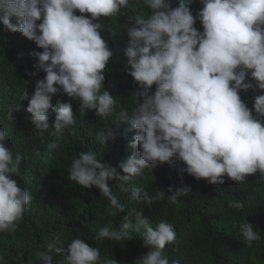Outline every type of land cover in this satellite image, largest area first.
Returning <instances> with one entry per match:
<instances>
[{"label": "clouds", "instance_id": "obj_1", "mask_svg": "<svg viewBox=\"0 0 264 264\" xmlns=\"http://www.w3.org/2000/svg\"><path fill=\"white\" fill-rule=\"evenodd\" d=\"M15 42L36 76L23 95L35 129L63 134L78 118L77 188L95 187L120 216L108 182L129 191L151 178L152 196L131 190L150 214L97 232L136 242L120 246L125 264H178L169 249L185 219L264 252V0H0L3 63H14ZM7 140L0 128V232L12 240L33 196L14 179L23 157ZM169 202L180 206L176 225L161 218ZM47 247L28 261L0 245V264H124L101 262L81 238Z\"/></svg>", "mask_w": 264, "mask_h": 264}, {"label": "trees", "instance_id": "obj_2", "mask_svg": "<svg viewBox=\"0 0 264 264\" xmlns=\"http://www.w3.org/2000/svg\"><path fill=\"white\" fill-rule=\"evenodd\" d=\"M14 63H3L0 55V128L8 132L7 145L14 154L22 155L20 173L15 176L19 186L26 188L33 196L22 219L16 222L15 232L10 240L9 231L0 232V245L8 247L12 255L23 254L28 261L42 250H49L47 245L57 239L67 246L74 238L85 240L90 246L100 249V260L115 259L124 264L128 257L123 255L120 246L129 248L136 244L134 240L115 245L112 240H97L98 229L110 225L119 227L120 220L127 212L142 211L147 217L149 205L137 203L132 198V189L142 188L153 195L152 181L147 175L136 183H130L129 191H121L117 182L109 181V187L119 202L124 205L125 213L113 215V210L98 189L92 187L88 192H81L75 182L69 179L68 169L72 158L82 152L78 150V118L71 130L57 134L46 131L41 134L31 122L26 112L28 101L23 98L31 83L32 62L25 57L26 47L15 42ZM22 80L27 85H23ZM19 106V110L9 112ZM56 143L58 148L50 145ZM152 206V204L150 205ZM168 212L162 219L175 225L183 221L178 209L179 203H167L163 209ZM170 209V210H169ZM152 212H155L151 208ZM209 223H221L218 220ZM182 241L172 244L169 254L176 256L178 264H260L264 252L258 249L238 251L229 244L216 225L191 224L185 219L181 229ZM251 255V256H250ZM261 255V256H260ZM250 256V257H247ZM170 260V259H169Z\"/></svg>", "mask_w": 264, "mask_h": 264}]
</instances>
